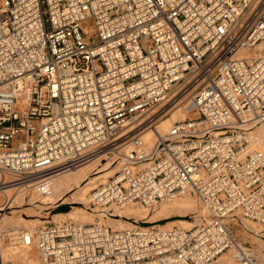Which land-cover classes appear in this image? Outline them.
<instances>
[{
  "label": "built area",
  "instance_id": "obj_1",
  "mask_svg": "<svg viewBox=\"0 0 264 264\" xmlns=\"http://www.w3.org/2000/svg\"><path fill=\"white\" fill-rule=\"evenodd\" d=\"M262 44L264 0H0V186L9 175L46 197L55 174L101 152L118 166L89 195L94 222L16 241H33L41 264H259L230 225L264 226V150L250 149L264 47L239 55ZM194 86L195 116L148 147L143 117ZM187 196L208 217L190 228L99 218Z\"/></svg>",
  "mask_w": 264,
  "mask_h": 264
},
{
  "label": "rangeland",
  "instance_id": "obj_2",
  "mask_svg": "<svg viewBox=\"0 0 264 264\" xmlns=\"http://www.w3.org/2000/svg\"><path fill=\"white\" fill-rule=\"evenodd\" d=\"M195 87L196 86H194V88H190L188 92H181V90L173 92L167 101L152 108L150 112L143 117L145 127L143 131L144 135L148 130L150 133L154 131V127L157 126V130H163L162 134H165L175 122L185 118L193 117V114L191 112L188 113L186 108L190 101L189 97L191 95L189 94L190 92L192 94V91L195 89ZM151 144L147 141L148 147L151 146ZM114 157L115 156L113 154L107 153V150L99 153L92 160L81 164L78 167L82 168L87 165L86 169L82 171L80 175H75L70 179H62L59 182V185L51 187L52 193L46 197H39L35 192H30L33 193L31 196L24 195L22 194V188H24L27 184L22 185V187L20 185L12 186L9 185L10 183H8V187L6 186L7 188L5 189L10 190L8 194L9 197L0 200V206L6 204L7 202L13 203V206L10 209L1 211L0 214L12 219L20 218L21 220L18 219V221L16 220L11 223L15 226L25 227H40L50 223L67 221L69 219L62 220L65 219L62 217L67 218L72 214L75 217H84L88 215L87 213H92L94 214L95 220V218H97L96 215L99 214L98 211H96L89 204L88 198L90 193L99 184L107 181L117 172L118 166L116 165L115 161H113ZM98 159L99 162H94ZM7 177L11 176L7 175ZM18 187H21V190H17ZM189 197L193 198L195 201L192 199H186V197H179L173 200L175 202L166 201L157 207L146 208V210L143 212L136 211L139 215L137 214L134 216L139 218L122 216V220H124V222L130 221L129 224L131 227H182L185 226L186 223H191L194 225L202 220L201 218L195 220V216H203L205 214V208H203V204L196 197ZM0 198L2 197L0 196ZM167 209H169V211H167ZM242 220L244 219L232 221L230 225L231 230L237 237L238 241L246 246H251L254 248L259 258V264H262V255L264 251L262 252L261 250L262 247L259 245L260 242L255 240V238L249 232H246L243 227ZM106 221L107 219L103 220L102 222L106 223ZM247 222L252 223L249 221ZM257 227H253V229L258 231H263L264 229V226L258 224ZM262 241L263 242L261 243H264V240ZM21 253V250H17L16 254H13V256H16V258L11 259L12 262L15 263V261H24L26 263L24 258L21 256ZM34 253L37 254L35 247L30 251L29 264H38ZM7 263L11 264L10 262Z\"/></svg>",
  "mask_w": 264,
  "mask_h": 264
},
{
  "label": "bare ground",
  "instance_id": "obj_3",
  "mask_svg": "<svg viewBox=\"0 0 264 264\" xmlns=\"http://www.w3.org/2000/svg\"><path fill=\"white\" fill-rule=\"evenodd\" d=\"M263 47H264V44L258 46L254 50L241 51L239 53V55L255 56V55L258 54L257 52L260 49H262ZM193 116H195V115H193ZM157 127H154V129L152 128L154 131H152L151 133L149 132V130L146 131L147 133L145 132L144 139L146 141H148L150 144L152 143V141L154 140V138L157 135L162 134V132H163V130L162 131H158ZM252 139H253V142H252V145H251L250 149L264 150V147H262V146H264V124L262 126L256 127L253 130ZM94 162H99V159L94 161ZM86 166H84L82 168H72V169H69V170H64V171L58 172L57 174H55L53 176L52 183H51L52 186L51 187L59 185V182L62 179H64V178L65 179H70V178H73V176H75V175H80L81 172L86 169ZM3 178H4L3 179L4 182L0 186V196L2 197V198H0V200H3V198L9 197L8 194H9L10 190L5 189V188L8 187V183H10L9 185H12V186H16L17 184H19V183H16V181L13 178L7 177V175H4ZM20 186H22V185H20ZM17 190H21V187H18ZM22 191H23L22 194H24V195H30L31 196V194L34 193L32 185H30V184H28L24 188H22ZM30 192H33V193H30ZM186 199L194 200L193 198H191L189 196H187ZM172 202H175V201H172ZM163 205H165V204H163ZM12 206H13V203L7 202L6 204L0 206V212L3 211V210H6V209H10ZM145 210L146 209H142V208H140V209L128 208V209L121 210V211L116 210L114 212V214L111 215V216L106 215V217H103L105 215H101V216H99V218H100L101 221H103L104 219L108 218L107 221H106L107 225L112 226L115 229L130 228L131 227V225L129 224L130 221L124 222V220H122V218H123L122 216L139 218V217L134 216V215L138 214L136 211L143 212ZM167 211H169V209H167ZM204 211H205V214L203 216L197 215V216H195L194 219L197 220L199 218H202V219L205 218L207 220L208 217H207L206 210L204 209ZM87 214L88 215H86L84 217H75L72 214V215H69L67 218L66 217H62V218H65V219H62V220H66V219H73L74 220V219H76L77 221H80L82 223H92V222H94L95 221L94 220V214H92V213L91 214L87 213ZM157 218H154V219H157ZM18 219H20V218L12 219V218H8L7 216H5L3 214H0L1 255H2L3 259L6 262H10L11 264H29L30 263V261H29L30 260V251L34 249L35 244L32 241L31 242V246H27L26 247V246L22 245L20 242L16 241V234H17V232L20 229H28L29 231H34L37 228V226H33V227H30V226H26V227L25 226H15V225H13L11 223V222H14L16 220L18 221ZM242 224H243V227L246 230V232H249L255 238V240L260 242L259 245H261V247H262L261 250L263 252L264 251V243H261V242H263L262 240H264V229H263V231L262 230L258 231L256 229H253V227H257V224L248 223L245 220H242ZM192 226H193V224L186 223V225L182 226V227L190 228ZM7 240H8V242H7ZM17 250H21V252H22L21 256L24 258L26 263L24 261H15V263L12 262L11 259L16 258V256L15 255L13 256V254H16ZM34 254H35V257H36V259L38 261V264H41L40 259H38L39 257H37V254L36 253H34ZM8 255H11L12 257L8 256ZM262 262H263L262 264H264V252H263V255H262ZM228 264H234V263H233L232 260H229Z\"/></svg>",
  "mask_w": 264,
  "mask_h": 264
}]
</instances>
